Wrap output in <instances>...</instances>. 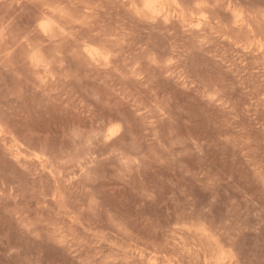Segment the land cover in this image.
<instances>
[{
    "label": "rangeland",
    "instance_id": "rangeland-1",
    "mask_svg": "<svg viewBox=\"0 0 264 264\" xmlns=\"http://www.w3.org/2000/svg\"><path fill=\"white\" fill-rule=\"evenodd\" d=\"M198 1L0 0V264H264V0Z\"/></svg>",
    "mask_w": 264,
    "mask_h": 264
},
{
    "label": "bare ground",
    "instance_id": "bare-ground-1",
    "mask_svg": "<svg viewBox=\"0 0 264 264\" xmlns=\"http://www.w3.org/2000/svg\"><path fill=\"white\" fill-rule=\"evenodd\" d=\"M129 3L132 4V7L134 9V12L138 14L140 17H148L152 20L159 19V18H164L166 20L170 19L172 16V10L168 8L169 4L171 3V0H127ZM207 4V0L203 1H198L197 2V8L201 9L202 7H205ZM146 5H149L146 7ZM52 12L57 13V14H62L63 10L58 9L57 7H54L51 9ZM201 19H207L205 15L201 17ZM47 22V33H45V30L40 28V32L49 37L52 38L55 36V31L58 29L57 22L52 19L51 17H43L41 22ZM235 23L238 25H244L245 19L242 16V14H236L235 16ZM59 30L61 34L66 33V29L63 27H59ZM39 48V47H37ZM82 49L85 54V56L88 58V60L96 65L100 66H107L111 63L112 55L111 51L104 48L100 47L98 45H95L91 42L85 41L82 44ZM264 45H260L259 50H263ZM31 60L34 63V65L37 68H42L45 69L48 67L49 62L47 59L43 56L41 49H34V52L31 56ZM112 133H114L112 131ZM209 229V228H208ZM205 227H190L189 230L192 231L194 234H198L202 239H207L209 240L208 242L211 244L208 246V248L205 250L203 248L206 247H201L202 249L198 250L197 254H201L203 251V257H204V264H236V260L234 261V253L232 255L231 251L226 250L225 246L221 244L220 240L218 237L213 235L211 230L209 231ZM194 231V232H193ZM217 237V238H216ZM205 240V241H207ZM199 246V245H198ZM210 247V248H209ZM205 250V251H204ZM200 252V253H199ZM157 259H152V262L150 264H158L156 262Z\"/></svg>",
    "mask_w": 264,
    "mask_h": 264
},
{
    "label": "snow or ice",
    "instance_id": "snow-or-ice-1",
    "mask_svg": "<svg viewBox=\"0 0 264 264\" xmlns=\"http://www.w3.org/2000/svg\"><path fill=\"white\" fill-rule=\"evenodd\" d=\"M147 6H149V5H146V7H147ZM47 27H48L47 22H43V21H42V22L40 23V28L43 29V30H45V33H47Z\"/></svg>",
    "mask_w": 264,
    "mask_h": 264
}]
</instances>
